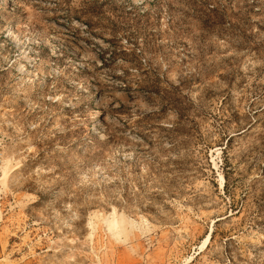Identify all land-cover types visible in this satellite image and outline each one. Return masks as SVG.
<instances>
[{
  "label": "rangeland",
  "instance_id": "obj_1",
  "mask_svg": "<svg viewBox=\"0 0 264 264\" xmlns=\"http://www.w3.org/2000/svg\"><path fill=\"white\" fill-rule=\"evenodd\" d=\"M0 264H264V0H0Z\"/></svg>",
  "mask_w": 264,
  "mask_h": 264
},
{
  "label": "bare ground",
  "instance_id": "obj_2",
  "mask_svg": "<svg viewBox=\"0 0 264 264\" xmlns=\"http://www.w3.org/2000/svg\"><path fill=\"white\" fill-rule=\"evenodd\" d=\"M9 29V28H8ZM7 34L12 38V39H14V41L17 39L16 38V36L14 35V32L12 31V29H9L8 30V32H7ZM17 34V33H16ZM51 40H53V42L54 43H61V41H60V39L58 38V37H56V36H53V37H51ZM32 41V40H31ZM17 42V41H16ZM63 45H64V47H66V46H68L66 43H62ZM61 44V45H62ZM105 118L103 117L102 118V121L104 120ZM106 120V119H105ZM221 181H222V178L220 179ZM220 181V182H221ZM222 183V182H221ZM220 183V184H221Z\"/></svg>",
  "mask_w": 264,
  "mask_h": 264
}]
</instances>
